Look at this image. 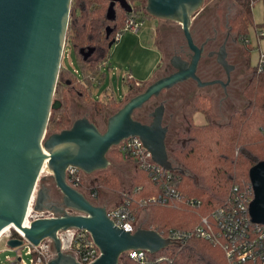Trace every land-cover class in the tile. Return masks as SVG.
I'll use <instances>...</instances> for the list:
<instances>
[{"label": "water", "instance_id": "95a60500", "mask_svg": "<svg viewBox=\"0 0 264 264\" xmlns=\"http://www.w3.org/2000/svg\"><path fill=\"white\" fill-rule=\"evenodd\" d=\"M106 19L114 21L115 3L132 11L125 0H109ZM72 0H0V233L10 226L37 247L43 239L52 242L54 256L47 264H80L69 251L62 250L58 233L85 231L99 251L89 264H118L129 250L156 255L174 242L157 231L138 225L133 232H123L107 217L102 205H95L66 181V169L76 167L85 176L109 167L110 149L129 138H137L150 153L152 163L166 172L180 169L171 162L166 149L168 127L164 125L163 103L148 115L150 122L134 119L152 98H158L181 83L192 81L198 88L219 81H202L197 75L204 50L196 45L191 26L203 0H145L142 8L149 17L175 23L183 33L186 58L173 56V72L153 79L140 93L125 101L120 109L105 120L101 132L86 117L72 121L70 127L47 135L52 110L60 103L54 93L66 45ZM107 37L111 28L106 27ZM114 42L110 41V48ZM94 51L80 50L83 60ZM226 74L232 67L225 60L224 46L217 55ZM49 177H41L43 170ZM253 199L248 209L254 224L264 225V161L248 171ZM53 181L61 198L51 196L47 184ZM41 181L37 189L38 182ZM32 211L48 212L23 226L32 198ZM23 240H6L8 249L22 247Z\"/></svg>", "mask_w": 264, "mask_h": 264}, {"label": "trees", "instance_id": "16d2710c", "mask_svg": "<svg viewBox=\"0 0 264 264\" xmlns=\"http://www.w3.org/2000/svg\"><path fill=\"white\" fill-rule=\"evenodd\" d=\"M98 1L72 0V19L70 18L69 37L65 45V49H73L75 51L79 64H81L83 82L87 85L95 79L99 72L97 66L102 64L104 60L106 62L110 51L105 38L106 27L109 26L111 28L112 40L128 20L138 19L144 22V19L152 18L142 10L127 12L121 5L115 3V20L110 21L106 19V14L103 16V8L101 9L98 6L97 10L92 9V7L98 5ZM101 1L107 2L109 7V0ZM125 1L130 6L132 5L131 0ZM233 2L237 7V13L229 21V25L238 34L239 41L243 45L247 57H249L250 44L247 37V28L253 22L251 15L253 1L233 0ZM91 11L93 16L90 17ZM77 19H84L85 21L83 20V23L78 24ZM74 20L77 22H74ZM193 24L191 30H194V26L196 25V23ZM88 48H94L95 54L90 59L84 61L80 55V50ZM253 73V79L243 93L248 105L240 112H232L229 122L223 127L215 123L216 118L211 104L206 102L207 106L204 103H202L201 107L196 106L198 99H209L208 101H210L211 97L207 98L206 96L202 97L200 94H196V97L193 99L192 109L181 117V119H185V128L182 127V129L175 131L177 136L170 139L169 145L168 139L170 136L166 140L167 149L169 147L170 160L176 162L181 168H184L185 172L183 174L171 172L169 181L166 178L153 181L150 171L140 169L136 165L135 177L141 183H135L125 189L121 193L122 199L119 204L127 202L136 220H138L143 212H147L149 218L146 226H143L144 228L157 231L164 238H169L172 231L185 232L193 230L199 225L201 217L207 216L213 210L228 204L234 196V188L238 190L237 193L242 191H249L251 193L248 171L256 163L264 161V74ZM71 78L77 79L70 72L62 69L58 76L59 80L56 89L59 86L67 88L64 85L68 80L73 83ZM144 85L145 83H142L140 86ZM140 89L142 88L140 87ZM140 89L137 88L138 93L142 92ZM85 94L86 97L90 95L88 88L85 89V93H78L83 98ZM94 102L98 103L99 101ZM96 108L94 105V112H97ZM101 112L102 109L98 114ZM196 112H200L205 118L206 122L204 125L195 126L191 122L190 118ZM134 119L147 123L142 110L135 112ZM247 121L250 122L247 123ZM251 122L258 123V125L253 131L245 132L244 127ZM48 123L47 129L50 133L60 132L71 125L68 119L59 122H54L51 119ZM226 128L228 131L224 138L222 130ZM240 129H242L244 134L238 132ZM213 132L215 133L214 138L212 137L207 142L208 136H211ZM181 134H184V137L180 138ZM117 154L123 162H133L131 159L123 158L119 152ZM191 161H202L204 162L203 166L207 164L209 168L211 167V170H216V173L212 176L213 179L208 180V184L205 187L200 186L201 179L198 177L199 173L195 174L198 169L192 168ZM108 182L109 180L107 179L104 181V183ZM162 186L167 189H173L182 199L186 201L193 200L197 205L190 206L187 202L182 203L180 201L173 202L170 206L166 207L159 204L141 205L142 200H148L158 195L161 192ZM91 201L97 205L95 199ZM164 212L168 217H164ZM77 243L78 239L76 238V241L73 243V249L77 247ZM118 264L137 263L130 260L127 254H123ZM147 264H227V261L223 250L219 246L203 238L193 237L188 239L184 244H173L171 247L156 253V255H149Z\"/></svg>", "mask_w": 264, "mask_h": 264}, {"label": "rangeland", "instance_id": "374dc122", "mask_svg": "<svg viewBox=\"0 0 264 264\" xmlns=\"http://www.w3.org/2000/svg\"><path fill=\"white\" fill-rule=\"evenodd\" d=\"M130 1V0H129ZM253 4L251 5V15H252V25H250L247 28V37L249 39L250 49H249V61H250V67L253 68L256 64V57L258 54V49L256 46V39H255V30L254 26L257 25L259 29L262 28V25L264 24V0H252ZM204 4L202 8L195 14L198 13H205V17L201 19L202 25H205V28L212 26L214 18H220L222 21L225 13L227 14L228 9L230 6L234 8L235 3L232 0H203ZM131 9L133 10H142V8L146 5L145 0H131ZM97 5V4H96ZM103 8V16L106 14V9L108 8V3L103 2L100 0L98 1V5L92 7L93 10H97V7ZM237 11V9H235ZM143 11V10H142ZM72 13V8H71ZM70 13V18H71ZM89 16H93L92 11L90 12ZM196 17V16H195ZM69 18V20H70ZM85 18V17H84ZM72 19V18H71ZM78 20V19H77ZM84 20V19H83ZM83 20L79 19L78 24L81 22L83 23ZM71 21V20H70ZM85 21V20H84ZM74 22H77L74 20ZM121 22V20H120ZM70 23V22H69ZM166 23H170L171 25L177 26L175 23L168 22V21H161L156 20L155 18H146L144 19L143 26L141 27V31L139 33H131V32H125L123 34V39L121 40L120 44L121 47H123L121 50L114 51L116 43H114L111 46V49L107 55L106 62L105 60L102 61L103 63L99 65V72L95 79H93L91 82L88 83L87 87L90 93L91 100L94 101H102L98 103H92L88 98H83L78 93L80 92L85 93V86L81 85H75V88L72 92H69L67 88H63L62 86H59L58 89L55 90L54 100L61 103V107L59 110H52L50 120H54V122H59L65 119H68L69 122L80 118L85 113L89 114V118L91 122L95 123L98 129L103 132L105 130L106 126V119L109 117V115L113 114L115 111L120 109L125 101H127L129 98L137 95L135 94L137 92V88L141 91L152 82L153 79H155L157 76V72H153L151 79L142 80L141 77H139V70L138 65L146 66L151 62V60L155 57L159 59V53L155 50V52H149L144 51L142 54L136 55L134 57L133 49H131L129 46L132 45V39L136 40L138 39L145 45V40L147 38H150L152 35L151 32L154 33L156 27L165 26ZM193 23H196L194 26L195 35L194 38L197 42H201L203 40L204 34L198 33V31L195 29L198 23V20L194 18ZM194 25V24H192ZM209 25V26H208ZM173 26V27H174ZM192 27V26H191ZM193 28V27H192ZM69 31V27H68ZM68 31H67V38L68 40ZM155 34V33H154ZM153 34V35H154ZM207 35V32L206 34ZM172 40H177V43L180 44L184 41V37L180 32L179 36H175L172 38ZM261 50H264V40L259 41ZM128 46V47H126ZM120 47V48H121ZM67 53L66 56L63 58L61 64V70L65 69L68 72H70L73 76H75L78 80L83 82L82 78V70H81V64H79L77 55L75 51L66 49ZM150 50V49H149ZM167 50V49H166ZM165 50V51H166ZM161 65H160V71L162 72L164 66L166 65V61L164 56L161 54ZM168 55V52H167ZM136 58V59H135ZM159 61V60H158ZM60 70V71H61ZM63 75V74H62ZM132 77L134 79H132ZM146 82L144 86H136L135 82ZM148 81V82H147ZM131 85L130 90L129 86ZM185 86H182L183 88H189L191 87L189 83H185ZM132 91V92H131ZM138 93V92H137ZM200 96L203 97V94L200 93ZM196 97V96H195ZM194 99V98H193ZM193 99L192 97L184 98L185 101L181 100L177 103H173L172 107H169V112L175 110L176 106H182L180 109L181 113L177 114L175 122H173L171 126V131L168 132L167 139H168V145L170 139L177 136L175 134V127L177 125L179 126L181 124V128L184 127L185 119H181L182 115L186 112L190 111L193 107ZM209 100V99H208ZM208 100H201L198 99L196 102V106L201 107L203 105L202 103L211 104L212 111L215 115V123L221 127L226 125V123L229 122L230 116L232 112L235 111H242L246 108L248 103L246 102V98L243 96L242 98H238L237 96L232 100V102H225L223 104L222 109H218V106L215 105L210 98V101ZM157 102L155 101V98H152L148 103H146L145 108L152 109V107L156 106ZM97 107V112H93V107ZM175 106V107H174ZM207 106V104H206ZM99 109V110H98ZM102 109V112L98 114V112ZM93 110V111H92ZM251 111V110H250ZM254 118V117H253ZM252 118V119H253ZM191 119V122H194V124H203L205 122V118H203L200 114H197L196 117ZM250 121H247V123ZM258 125V123L251 122L250 124H247L244 127L245 132L253 131L255 127ZM185 128V127H184ZM228 129H223V137L225 138V135L227 134ZM220 132V131H219ZM239 133H243L242 129L238 131ZM47 135H50V131L47 129ZM215 133L211 136H208L207 142L211 140V138H214ZM184 137V134L180 135V138ZM166 139V140H167ZM166 149H167V141H166ZM169 149V147H168ZM167 149V150H168ZM237 151V149H236ZM118 150L116 147H113L110 149L109 153L107 154V160L109 162V167L106 170L102 171H96L91 176H87L85 178V185L81 189V193H85L86 195H89L91 188H95L97 191V197L95 199V202L97 205H102L105 208H111L113 206H116L121 202L122 199V192L125 191V189L131 187L132 185L140 184V180L137 181V177L135 174L136 170V164L133 162L125 161L123 162L118 154ZM237 154V153H236ZM169 156V153H168ZM170 159V157H169ZM174 166L179 167L180 169L184 170V168H181L178 166V164L174 161H171ZM192 168L198 169V171L195 172V174L198 175V177L201 179L200 186L205 187L208 183V180H212L214 174L216 173V170H211V167L206 164V166H203L204 162L202 161H191ZM204 169V170H202ZM202 170V171H201ZM185 172V170H184ZM183 172V173H184ZM49 177V173L46 172V170L41 174V177ZM205 178V179H203ZM109 180L108 183H104L105 180ZM41 181L38 182L37 189L41 185ZM47 184L51 188V196H53L55 199H60L61 195L57 188L55 187L53 181L48 180ZM179 212V211H177ZM164 217H168L167 214L164 212ZM172 215V214H171ZM142 219H145V216H142ZM146 224V223H145ZM13 235V229H10V231L5 232L0 237V264H7V259H11L12 257H16L15 250L14 249H8L5 243V237L7 235ZM18 253L21 257V261L30 264L31 255L26 254V247L22 246L18 249Z\"/></svg>", "mask_w": 264, "mask_h": 264}, {"label": "built area", "instance_id": "2783aa9c", "mask_svg": "<svg viewBox=\"0 0 264 264\" xmlns=\"http://www.w3.org/2000/svg\"><path fill=\"white\" fill-rule=\"evenodd\" d=\"M132 11H135L132 9ZM143 22L138 19H130L121 28L120 32L116 33L113 42L117 43L125 32L139 33ZM256 48L258 49L257 61L252 68L257 74H264V50H261L259 41L264 40V24L259 29L257 25L254 26ZM67 50L64 47L63 58L66 56ZM62 58V60H63ZM139 81L135 82L137 86ZM119 154L126 159H131L138 168L150 171L154 180L170 179V173L164 171L157 164H153L150 153L143 147L140 140L137 138H129L116 146ZM85 174L76 167L69 166L66 169L65 181L74 189L81 192L85 185ZM251 190V187H250ZM89 195L83 193L90 200L96 199L97 191L91 188ZM234 196L232 200L223 207L213 210L209 215L200 218V223L193 230L179 232H170V237L174 244H184L188 239L193 237L203 238L207 241L220 247L223 250L227 264H264V225L254 224L249 217V204L253 199V191H242L237 193L236 188L233 189ZM34 197L28 208V213L25 217L23 226H29V222L39 219L51 217L48 212H34L32 211V203ZM187 202L188 205H197L195 201L182 199L181 196L173 189L164 188L162 186L161 192L148 200H142L141 205L159 204L161 206H170L173 202ZM107 217L123 232H133L138 227L139 222L136 220L128 207L127 202L118 204L111 208H105ZM10 231V230H9ZM13 235H7L6 240L17 238L24 241L23 246L26 247V254L31 255L30 264H47L52 259V242L50 239H43L39 246L35 247L24 239L23 234L13 229ZM58 237L62 243V250L71 252L80 264H89L96 260L99 256V251L94 245L92 239L87 232L68 230L67 232L58 233ZM78 239L77 247L73 249V243ZM15 250L16 257L7 259V264H26L21 261V257ZM130 260L137 264H147L149 254L146 251L129 250L126 253Z\"/></svg>", "mask_w": 264, "mask_h": 264}, {"label": "flooded vegetation", "instance_id": "af4514ba", "mask_svg": "<svg viewBox=\"0 0 264 264\" xmlns=\"http://www.w3.org/2000/svg\"><path fill=\"white\" fill-rule=\"evenodd\" d=\"M235 9H237L236 5L234 6V8L230 6V8L227 11V14L225 13V15H223L224 18L222 21L220 20V18H214L213 20L214 24L208 27V31L207 28H205V25H202L203 23H201V19H203L206 14L202 12L195 15L196 17L194 16L195 20L196 19L198 20L197 26L195 28L198 31V33L204 34L205 32L206 34L207 32V35L204 34L203 40L201 42H197L195 40L194 38L195 31H193L192 33L196 45L199 46L200 44L206 41V43L204 44L205 47L202 56L200 58V63L198 65L197 75H199L202 81H206V82L219 81V83H214L207 87L198 88L196 84H194L192 81H187L181 83V85H178L166 92H163L158 98H155V101L157 102V104H155L156 106L152 107V109L149 108L146 109L145 108L146 104H145L143 109H141L143 112V116L147 120V123L150 122L148 115L152 113V111L156 107H158L160 103H163L165 107L163 120H164V125L168 127V132H169L171 131V126L173 122H175L176 120L175 118L177 114L181 113L182 110L180 109L182 106L177 105L175 110H173V112L172 111L169 112L170 110L169 107L170 106L172 107L173 103H177L178 101L181 100L185 101L184 98L192 97L193 99L196 96V94L202 93L203 96H206L207 98L211 97V101L218 106V109H222L223 104L225 102L227 101L232 102V100H234L236 96L238 98L243 97V93L246 90V87L250 84L251 80L253 79L254 71H252V68L250 67V61L245 53V49L243 45H241L239 41L238 34L235 31H233L231 26L229 25V21L233 19L237 13ZM173 26L174 25H171L170 23H166L165 26L156 27L154 31L155 34L152 32L154 34L153 42L155 46L158 48L159 52H161L164 58L166 56L165 58L166 65L164 66L162 72H159L161 69L160 65L162 62H160V64L154 70V72H157L156 78L164 77L173 72V68L171 66V61H170V59L173 56H179L183 59H187L186 54L188 50L187 47L185 46V41L178 44L177 40L176 41L172 40V38H174L175 36L176 37L179 36L181 32L180 27L177 28V26L174 27ZM181 34L183 35L182 32ZM105 38L107 40V47H108L109 42L113 41V39L111 40V32L108 37L106 34ZM223 46L225 52V60H227L228 65L232 67L231 71H229L228 74H226L225 70L222 68L221 65H219L217 60V55L220 52V49L223 48ZM109 49H111V47ZM87 50L88 49L84 50V52L86 53ZM94 54H95V49L86 60L90 59ZM81 57L83 59L82 55ZM97 67L99 69V66ZM71 79L73 83H71L70 80H68L67 83H65L64 85L65 87H67V90L69 92H72L74 90L75 85H81V86H85V88H88L85 82H82L78 79L75 80V78H71ZM132 79L134 78L132 77ZM142 83H146V82H139L138 86L141 85ZM185 83H189L191 87L186 89L183 88L182 86H185L184 85ZM128 86L130 90L131 85L129 84ZM84 98L85 99L88 98L92 103H94L91 100L90 95H87L86 97L85 94ZM92 109L95 110L94 107ZM81 117H86L91 122L88 113H85ZM181 124L182 123H180L179 126L177 125V127H175L176 128L175 131L181 128Z\"/></svg>", "mask_w": 264, "mask_h": 264}, {"label": "crops", "instance_id": "0c3cea01", "mask_svg": "<svg viewBox=\"0 0 264 264\" xmlns=\"http://www.w3.org/2000/svg\"><path fill=\"white\" fill-rule=\"evenodd\" d=\"M152 33V32H151ZM123 37V36H122ZM121 37V40L123 39ZM121 40L119 41V42H117L116 44L117 45H115L114 47H115V49H114V51H118V50H121L123 47H121V44H120V42H121ZM135 43V44H134ZM145 45L139 40V42H138V39H132V45L134 44V46H132L131 47V45L129 46L131 49H133V52H134V57H136V55H138V54H142V52H144V51H149V52H155V50L159 53V59L158 58H153L152 60H151V62L149 63V64H147L146 66H143V64H142V66H140V65H138V70H139V77H141L142 78V80H147V79H151V77H152V74H153V72H154V70L156 69V67L160 64V60H161V55H160V52H159V50H158V48L155 46V44H154V42H153V33H152V35L150 36V38H147L146 40H145ZM121 47V48H120ZM126 47H128V46H126ZM150 49V50H149ZM136 59V58H135ZM159 60V61H158ZM197 114H200L202 117H203V115L200 113V112H196V113H194L193 114V116H192V119L194 118V117H196V115ZM204 118V117H203ZM194 120V119H193ZM205 122H206V120H205ZM205 122L203 123V124H194V122H193V124L196 126V125H204L205 124ZM142 216H145V219H142ZM148 215H147V212L145 213V212H143L140 216H139V218H138V222H139V225H142V226H146V224L148 223ZM146 223V224H145Z\"/></svg>", "mask_w": 264, "mask_h": 264}, {"label": "bare ground", "instance_id": "6f19581e", "mask_svg": "<svg viewBox=\"0 0 264 264\" xmlns=\"http://www.w3.org/2000/svg\"><path fill=\"white\" fill-rule=\"evenodd\" d=\"M45 171V169L43 170V172ZM47 172V171H46ZM10 229H15L13 226H10L8 228H5L1 233H0V237L7 231H9Z\"/></svg>", "mask_w": 264, "mask_h": 264}]
</instances>
